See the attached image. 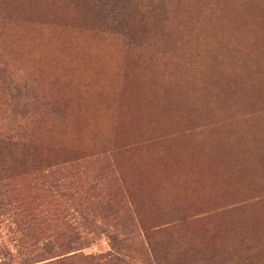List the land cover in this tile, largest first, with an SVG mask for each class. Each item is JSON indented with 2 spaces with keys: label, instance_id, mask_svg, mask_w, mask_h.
<instances>
[{
  "label": "rangeland",
  "instance_id": "obj_1",
  "mask_svg": "<svg viewBox=\"0 0 264 264\" xmlns=\"http://www.w3.org/2000/svg\"><path fill=\"white\" fill-rule=\"evenodd\" d=\"M255 1L134 0L123 28L94 0H0V264H264V59L213 30ZM133 70L193 109L131 129ZM176 149L206 189L151 206L135 170Z\"/></svg>",
  "mask_w": 264,
  "mask_h": 264
},
{
  "label": "trees",
  "instance_id": "obj_2",
  "mask_svg": "<svg viewBox=\"0 0 264 264\" xmlns=\"http://www.w3.org/2000/svg\"><path fill=\"white\" fill-rule=\"evenodd\" d=\"M232 2V0H230ZM95 5L99 7L102 18L105 20H114L117 27H126V20L130 16L133 10L134 0H94ZM264 3L262 0L254 2L253 8L241 9L238 11L234 9L230 4L221 6L223 10V17L220 21L215 23L213 30L216 35L219 36L225 29V23L229 32L241 38L250 37L253 44L260 49V54L264 59ZM59 3L51 6L52 13L62 11V6L59 7ZM59 7V8H58ZM131 9V10H130ZM135 9H139L135 7ZM118 22V23H117ZM142 24V23H141ZM146 35V27L143 29ZM264 61V60H263ZM146 62H151L145 59ZM139 70V69H137ZM129 74V73H127ZM148 74V73H147ZM224 88L231 93L233 87H238V82L233 79L224 77L222 79ZM14 82L5 81L2 86V90L7 94L8 88L13 85ZM162 90L161 95L158 93V88ZM170 86V87H169ZM171 85L161 86V83L156 81L152 76L145 75L142 71H132L129 75H124L123 86L120 87L119 97L125 107V113L128 118L129 125L132 128H137L145 125V108H148V118L150 112L153 113V124H159L163 121L165 114L172 115H185L193 109L192 101L188 94L190 93L185 87L171 88ZM262 91L263 88H259ZM210 96V94H207ZM232 100V99H231ZM147 118V119H148ZM171 119L166 120L167 122ZM10 137V141L13 145L18 146V141L13 140ZM191 162L197 161L201 158L200 155H188ZM185 154L180 150L166 151L164 154L158 156H150L147 160V165L140 170H135V181L139 190L142 191L145 201L151 206L161 205L176 201L178 198L186 196L188 191L198 189L205 191V185L197 182L191 186L188 184V180L183 176V169H188V164ZM54 249V248H53ZM94 258V259H93ZM96 260V264H108L115 262V257L112 255L92 257Z\"/></svg>",
  "mask_w": 264,
  "mask_h": 264
}]
</instances>
